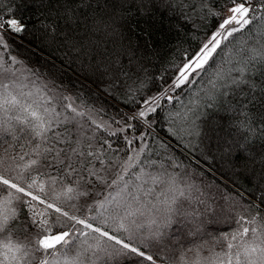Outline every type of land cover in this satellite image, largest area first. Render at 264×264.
<instances>
[{
  "label": "snow or ice",
  "instance_id": "snow-or-ice-1",
  "mask_svg": "<svg viewBox=\"0 0 264 264\" xmlns=\"http://www.w3.org/2000/svg\"><path fill=\"white\" fill-rule=\"evenodd\" d=\"M217 3L187 5L193 14L218 19L217 28L198 51L186 53L173 66L174 75L159 78L155 94H143L145 85L136 72L115 69L109 88H121L126 100L137 103L120 119L104 120L102 109L77 104L78 98L47 84L41 87L35 71L16 67L22 66L17 57L9 62L0 56V145H7L0 152V264H94L129 254L140 258L139 264H158L150 250L168 247L167 229L187 216L184 205L192 199L194 186H181L179 174L141 159L146 148L141 141L149 133L137 134V124L150 129L149 117L161 101L174 99L169 92L191 83L225 41L257 19L264 21V0ZM26 30L11 9L7 16L0 15V48H8V33ZM103 133L121 135L128 151L121 155ZM254 207L243 209L234 231L182 250L172 264H264V215L259 210L252 214ZM71 209H83L85 215ZM94 220L105 225L111 221L115 229L106 230Z\"/></svg>",
  "mask_w": 264,
  "mask_h": 264
},
{
  "label": "trees",
  "instance_id": "trees-1",
  "mask_svg": "<svg viewBox=\"0 0 264 264\" xmlns=\"http://www.w3.org/2000/svg\"><path fill=\"white\" fill-rule=\"evenodd\" d=\"M212 2L219 6L217 0ZM199 3L200 0H0V15L7 16L11 9L27 25L23 34L12 33L7 41L38 74L59 88L71 90L86 106L102 109L103 116L121 118L125 111H134L137 103L126 100L121 88H109L117 75L115 69L122 66L125 71L136 72L144 82L145 96L160 90L159 78L174 75L173 66L180 64L186 53L194 54L202 39L218 25V19L205 17L199 11L193 14L187 7ZM182 13L190 18L184 19ZM219 67L213 86L198 91ZM174 93L173 100L161 103L149 117L157 132L144 130L149 134L142 159L156 161V168L179 174L183 177L181 186L185 182L194 186L193 201L184 205L192 215L188 222L182 221L183 228H175L177 219L169 227L171 235L178 233L179 242L167 237V248L150 250L158 264H172L182 250L205 241L210 244L234 231L237 217L245 214L243 209L249 204L255 206L252 214L259 210L264 215V21L257 19L225 41L205 69ZM172 112L177 120L165 116ZM168 126L183 130L178 135V130L173 133ZM140 130L141 124H137ZM102 135L111 140L114 149L121 150V155L127 151L121 135ZM4 139L11 143L7 136ZM5 146L0 145V152ZM16 147L19 150V145ZM218 201L227 209L223 213L220 207L223 216L215 212ZM79 215H85L83 209ZM91 222L109 231L115 229L111 221L107 225L98 220ZM139 261L129 254L117 260L101 258L94 264Z\"/></svg>",
  "mask_w": 264,
  "mask_h": 264
},
{
  "label": "rangeland",
  "instance_id": "rangeland-1",
  "mask_svg": "<svg viewBox=\"0 0 264 264\" xmlns=\"http://www.w3.org/2000/svg\"><path fill=\"white\" fill-rule=\"evenodd\" d=\"M216 28H217V27H216ZM215 30H216V29H215ZM215 30H213V31H215ZM213 31H212V32H213ZM212 32H211L210 34H208L206 37H204V38L202 39V42H201L200 47H201L202 44L208 39V37L211 36ZM8 35H12V33H8ZM8 35H7V36H8ZM7 36H6V40H7ZM7 43H8V41H7ZM200 47H199V48H200ZM199 48H198L196 51H198ZM0 56H2L5 60H9L10 57L15 56V57L18 58L19 61L22 62V66H21V65H17V66H16V67H19V68L21 69V71H24L25 67L28 68V69H31V70L35 71V70L33 69V67H31L30 65H28V63L25 62V61L23 60L22 57H20L16 52H14V51L11 49L9 43H8V48H7L6 50L0 48ZM9 62H10V60H9ZM220 68H221V67H219V68L213 70V73H210V75H209V79H208V82H207L206 84H205V83L200 84V86H199V90H198V91H203V90H205L206 87H209V85H210L211 87L213 86V83H215V81H216V76H218L217 70H218V69L221 70ZM199 72H200V71H199ZM199 72H198V73H199ZM35 73H36L37 76L41 77V80L38 81V83L40 84L41 87H43L44 84H47L48 87H49L50 89H52L53 91H58L59 93H62L63 95L70 96V97H72V98H76L75 95H74V93H73L71 90H69V89H62V88H59V87H57L56 85H54L53 83H51L50 81H48L46 77L42 76L41 74H38L36 71H35ZM25 75H28V73L25 72ZM193 76H196V75H193ZM158 91H159V90H158ZM158 91L150 92L147 96H151V95L155 94V93L158 92ZM169 95H173V96L175 97V93H174V92H169ZM168 101H169V100H163V101H161V103L168 102ZM189 101H190L189 103H192V99H190ZM194 101H195V100H194ZM196 101H197V100H196ZM196 101H195V102H196ZM76 103H77V104H81L82 106L87 107V108H93V107H90V106H86V105L83 104L79 99H76ZM95 109L99 110L98 108H95ZM132 112H133V111H131V112H130V111H125V114H126V115H130ZM171 114H172V115H171ZM175 114H176V113L172 112V113L166 114L165 116H167L168 120H169V118H170V119H173V121H174V120H177V116H175ZM174 116H175V117H174ZM102 118H103L104 120H108V119H110V118H107V117L103 116V114H102ZM117 119H120V118H117ZM181 122H183V121H180L179 123L182 124ZM178 126H179V124H178ZM178 126H176V127H173V126H172V128H171L170 126H168V129H169L170 131H172L173 133H174L175 130H178L177 133H178V135H179L183 129L180 128V127H178ZM113 127H115V125H113ZM141 129L144 131V130L147 129V128H146V126H142V125H141ZM142 130H140V131H142ZM147 130H151L152 132H157L153 127H151L150 129H147ZM147 130H146V131H147ZM140 131H137V134H139ZM147 132H148V131H147ZM147 136H148V135H147ZM147 136H146V137H147ZM160 136H161L162 139L165 140L166 142H167V141H168V143L170 142V141L168 140V138H165V136H163V135H160ZM146 137H145V138H146ZM145 142H146V140H145V141H141V144H145ZM146 143H147V142H146ZM173 145H174V144H173ZM174 146L176 147V145H174ZM127 151H128V148H127ZM181 151L184 152L183 150H181ZM184 153H185V152H184ZM142 157H143V156H142ZM142 157H141V159H142ZM195 189H197V188L195 187ZM97 191H99V189H97ZM230 199H231V198H230ZM192 201H193V197H192ZM81 202H83V201H81ZM219 202H220V201H218V203H219ZM223 204H224V203L220 202L219 205H215V208H218V210L215 211V212H216V213H219V215L221 214L222 216H223V214L220 213V207H221V209L223 210V213H224V210L227 211V209L225 208V206H223ZM211 208H212V206H211ZM211 208H210V206H209V210H208L209 212H211V211L213 210V209H211ZM66 210H69V209H66ZM70 211H72L73 214H77V215H79V212L77 213L75 209H71ZM186 211H187V216H186V217H183V218H177V221H176V224H175V228H176V227H177V228H179V227L183 228V223H182V221H183V220L186 221V222L189 221L188 218H189L190 215H192V212H191V211H188V210H186ZM196 216L198 217V213H197ZM222 216H221V217H222ZM173 230H174V229H173ZM167 233H168L167 237H171V236H172L171 238L173 239L174 242L178 241V239L180 238V236L178 235V233H177L176 235H171V231L169 230V228L167 229ZM183 235H185V233H183ZM186 235H187V233H186ZM188 235H190V234H188ZM188 235H187V236H188ZM179 240H181V238H180ZM178 242H179V241H178ZM178 242H177V243H178Z\"/></svg>",
  "mask_w": 264,
  "mask_h": 264
}]
</instances>
